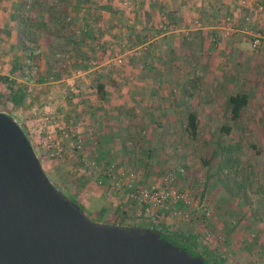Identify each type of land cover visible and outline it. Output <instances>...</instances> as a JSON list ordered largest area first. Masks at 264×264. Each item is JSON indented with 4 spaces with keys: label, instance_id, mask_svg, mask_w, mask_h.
Returning <instances> with one entry per match:
<instances>
[{
    "label": "crops",
    "instance_id": "obj_1",
    "mask_svg": "<svg viewBox=\"0 0 264 264\" xmlns=\"http://www.w3.org/2000/svg\"><path fill=\"white\" fill-rule=\"evenodd\" d=\"M50 1L25 0L29 18L22 21L19 1L0 0V111L25 123L20 126L37 154L30 134H40L41 109L55 112L58 122L81 138L87 167L93 169L86 179L95 190L84 199H79L82 192L77 199L67 196L99 222L201 236L211 239L204 256L264 264V223L251 234L240 220L233 221L225 246L216 233H207L221 225L229 230L223 220L184 224L176 210H136L127 191L114 190L106 173L110 167L114 174L133 171L139 184H159L155 167H160L152 161L163 163V150L183 147L177 142L193 136L190 114L196 118L195 136L215 128L223 133L224 125L228 134L259 129L257 121L240 127L238 120L264 119V46L251 49L247 33L257 30L264 41V0H62L58 7ZM34 44L36 49L30 48ZM56 52L72 58L75 69L69 74L49 80L41 61L36 79L19 72L22 55L45 60ZM238 93L246 95L247 103L234 121L229 97ZM219 120L227 122L214 126ZM100 181L110 186L94 185ZM210 199L193 195L182 206L191 215H210ZM220 247L226 252L220 253Z\"/></svg>",
    "mask_w": 264,
    "mask_h": 264
},
{
    "label": "water",
    "instance_id": "obj_2",
    "mask_svg": "<svg viewBox=\"0 0 264 264\" xmlns=\"http://www.w3.org/2000/svg\"><path fill=\"white\" fill-rule=\"evenodd\" d=\"M0 264H206L149 226L96 222L44 171L0 111Z\"/></svg>",
    "mask_w": 264,
    "mask_h": 264
},
{
    "label": "rangeland",
    "instance_id": "obj_3",
    "mask_svg": "<svg viewBox=\"0 0 264 264\" xmlns=\"http://www.w3.org/2000/svg\"><path fill=\"white\" fill-rule=\"evenodd\" d=\"M17 1H19L18 4L20 5L16 7L17 16L18 19L23 21L29 18L27 15L26 4L24 2L25 0ZM37 1L40 5V0ZM50 2L53 6L58 7V4H61L62 0H51ZM49 15L51 14L49 13ZM35 46L36 45L34 44L33 46H30V48L36 49ZM21 59L22 61L18 68L19 72L25 76H29V78L31 76L34 79L37 78V75L41 71L40 61L44 64L45 71H42V73L47 76L49 75V80L57 78L62 74L67 75L70 73V69H75L72 58L70 59L67 53L62 52H56L53 55H49L45 60H40V57L36 54H24L21 56ZM42 106L43 104L41 107ZM44 111L46 110L44 109ZM44 111L41 109L39 111V116ZM37 117L38 116H36V118ZM255 121L260 124L258 125L259 129L257 128L255 132L253 130L248 132V129L246 128L241 132L232 131L228 134L224 132L221 133L215 128L211 129L210 132L199 136H187L186 140L183 138V141L177 142V144H182L183 147L172 145V149L170 148L171 150L169 152L163 150L164 154L161 155L162 157H165L163 163L159 164V161H152V163L158 164V167H160H155V170H157V178L159 180H162L167 173L171 172L173 174L174 187L180 190H189L195 198L200 196L201 200L211 198L210 206H212V209L210 208V215L202 212L197 214L192 212V217L189 220L182 221L184 224L192 221L209 223V219H214L215 217L220 219V221L223 220L221 221L223 222L222 224H227L229 230H225L221 225L217 230L208 229L207 233L209 232L211 236H214L213 234L216 233V238L225 246L230 244L226 243V240L224 241V236H228L231 233V225L233 224V221L240 220L246 230L251 229V234L254 232L256 233V231L253 230L256 224L260 225L264 223V133L261 132L263 131L261 128L264 127V119L249 120L246 118L243 120L240 118L238 120V122L241 123V125H239L240 127H242V124L247 126ZM222 122H227V120H219L214 123V126H219ZM21 124L22 127L25 126L23 121ZM30 137H32V140L37 147L39 153L38 158L40 159L42 167L48 173V177H50L52 182L62 189L66 195L76 198L78 194L77 192H82L83 196L79 197V199H84L86 198V192L89 194L92 190H95L91 189V185L86 179L88 172H92L93 169L88 168L86 165L87 160L85 158H87V154L84 150H74L70 145L72 141H68L69 145H64L65 150L60 152V155H52L49 150H44L39 147L41 131L39 135L36 134L34 137L30 134ZM235 143H237V147L233 154H231L233 158H231V162H227L226 160L228 157L223 158V151H221L220 147L226 146V144ZM157 155L159 156L158 153L155 156ZM183 155L185 156L184 159H182ZM206 157L211 164L208 168L201 165L203 164L201 162L202 159ZM112 161L113 159H110V162ZM186 161L190 162L186 163ZM110 162H105L103 166L110 167V165H113ZM122 163H119L118 165ZM220 163L224 164V167L222 166L219 168L218 165H220ZM100 166L101 165L99 164V167ZM152 167H154V165H152ZM98 184L110 186V184L106 185V182L101 181L99 183L96 182L94 185ZM137 184H139V182H137ZM139 185L153 187L150 186L151 183ZM131 203H133V207H136V210L145 206L135 201H131ZM179 209L184 210L185 208L181 204ZM142 210H144V208ZM178 217L180 216L178 215ZM89 218L96 222L99 221L94 215H89ZM132 220H135V218H132ZM143 221L144 220L141 219L139 222ZM260 228L262 227H258V229ZM181 232L184 231L182 230ZM196 241L199 244L200 249L205 250V248L207 249V242L209 243L211 239L202 238L200 236ZM228 242H230V240H228ZM221 248L222 247H220V253L226 252L222 251ZM227 253L233 254L229 251H227ZM221 258V264H233L231 262L232 257Z\"/></svg>",
    "mask_w": 264,
    "mask_h": 264
},
{
    "label": "built area",
    "instance_id": "obj_4",
    "mask_svg": "<svg viewBox=\"0 0 264 264\" xmlns=\"http://www.w3.org/2000/svg\"><path fill=\"white\" fill-rule=\"evenodd\" d=\"M226 20L228 22L229 18H226ZM243 31L245 32L246 28ZM247 33L251 36L249 41L251 49L257 50L264 46L262 36L257 30H248ZM116 61L120 62L121 60L120 58H116ZM44 112L38 119L39 129L41 131L39 147L44 150H49L52 155H60V152L65 150L62 142L71 139L73 149L81 151V138L76 137L68 125H61L58 122V115L55 112L51 110ZM86 165H88L87 162ZM106 173L112 176L113 189L116 191L126 190L131 201L161 210H176V213L185 220H189L192 217L188 211L179 209V206L181 204H190L193 199V194L189 190H180L174 187L173 174L171 172L167 173L161 182L153 187L137 184L134 180L135 174L133 171L114 174L113 169L109 168Z\"/></svg>",
    "mask_w": 264,
    "mask_h": 264
},
{
    "label": "trees",
    "instance_id": "obj_5",
    "mask_svg": "<svg viewBox=\"0 0 264 264\" xmlns=\"http://www.w3.org/2000/svg\"><path fill=\"white\" fill-rule=\"evenodd\" d=\"M229 103L232 107L231 108V119L234 121H237V119L241 115L242 109L247 103V97L243 93L231 95L229 97ZM188 126H190L193 132V136H195L196 118L193 114H190L188 118ZM221 130L222 132L227 133L229 131V128L227 127V125H224L222 126ZM236 145L237 143L226 144V146L220 147L221 151H223V158L228 157L226 160L227 162H231V158H233L231 154H233V152L235 151V148L237 147ZM224 155H227V156H224ZM202 161L204 164L209 163V161L207 160V157L203 158ZM221 163L220 165H218L219 168H221L222 166L224 167V164H221ZM152 228H156V227H152ZM156 229L160 230L162 239L168 240L172 242L173 244L179 246L180 248L185 249L191 255H202L204 257V261L206 264H221L220 263L222 261L221 259L213 258L211 256L207 257V255L204 256L203 252L206 250L200 249V246L197 243L195 238H188L183 235H178L175 232H172L171 230H168V229H165V230L164 229L162 230L159 228H156Z\"/></svg>",
    "mask_w": 264,
    "mask_h": 264
}]
</instances>
